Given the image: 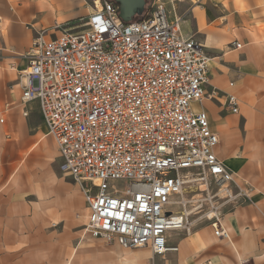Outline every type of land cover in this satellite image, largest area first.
<instances>
[{
    "label": "built area",
    "instance_id": "1",
    "mask_svg": "<svg viewBox=\"0 0 264 264\" xmlns=\"http://www.w3.org/2000/svg\"><path fill=\"white\" fill-rule=\"evenodd\" d=\"M146 3L123 21L115 2L97 0L82 24L36 32L18 83L84 196L83 234L162 257L178 251L171 232L198 225L229 241L223 220L253 188L217 158L218 136L195 108L215 94L204 46L162 0ZM226 105L238 112L235 96Z\"/></svg>",
    "mask_w": 264,
    "mask_h": 264
},
{
    "label": "crops",
    "instance_id": "2",
    "mask_svg": "<svg viewBox=\"0 0 264 264\" xmlns=\"http://www.w3.org/2000/svg\"><path fill=\"white\" fill-rule=\"evenodd\" d=\"M77 1L0 0V264H20L23 253L31 264L52 258L96 264L98 254L105 264H264V0H162L169 18L181 19L182 34L202 43L210 59L205 91L215 94L195 108L218 136L216 156L253 188L251 203L223 220L229 241L215 237L213 226L198 225L190 235L176 233L171 244L178 251L162 257L148 248L127 252L117 243L81 241L73 230L82 225L75 216L84 212V196L58 169L38 103H21L18 75L33 37L80 19ZM227 95L237 99L236 114Z\"/></svg>",
    "mask_w": 264,
    "mask_h": 264
},
{
    "label": "rangeland",
    "instance_id": "3",
    "mask_svg": "<svg viewBox=\"0 0 264 264\" xmlns=\"http://www.w3.org/2000/svg\"><path fill=\"white\" fill-rule=\"evenodd\" d=\"M95 1H97V0H79V1H77V3H81V6H79V8H80V10H81V13H80V15L83 17V15H86V13H87V11H88V8H93V6H94V4H95ZM111 1H113V2H115L116 4L117 3H119V0H111ZM149 3H145V6H147ZM118 6V5H117ZM85 8H86V10H85ZM125 8V6L124 5H120V8H119V11H118V15L120 16V12L121 11H123V9ZM146 8H144L143 10H145ZM80 18V19H77V20H75L74 22H72V23H69V24H64V25H60V26H57L56 24H54L55 26H52L51 28H45L44 30L47 32V31H49L50 33H53V32H56L57 34H59V31H62L63 30V28H68V27H75V26H77V25H80V24H82L83 23V21H84V18ZM134 18H137V17H134ZM61 20V18H57V20H56V22H59ZM40 31V30H39ZM39 137H40V135L38 136V139H39ZM57 164H58V169H59V161L57 162ZM57 166V165H56ZM73 181V180H72ZM75 219H77V222H79V223H82V225H80V226H77V227H75L74 228V232L76 233V234H79V236H81L82 237V239H81V241L82 242H84V241H86V240H93V239H91V238H87L84 234H83V229H84V223H86V221H87V211H86V205H85V209H84V212L81 214V215H76L75 216ZM170 237H171V243H176V241H177V234L176 233H174V232H171L170 233ZM78 241H80V239L78 240ZM99 242H102V243H104L105 245H109L108 243H106L105 241H103V240H98ZM127 252H129L130 251V249H125ZM95 253H97V252H95ZM22 253H20V255H21ZM23 255H24V258L22 259L21 257H20V259H19V262H20V264H31V262H32V258H31V260L29 259L28 261H27V254H25V253H23ZM37 256V253H35V257ZM105 254H98V255H96L94 258H93V263H96V264H105ZM89 260H83L84 261V263H89L90 262V258H88ZM35 261V263L34 264H36L37 263V259H35L34 260ZM50 264H54V259L52 258L51 260H50V262H49Z\"/></svg>",
    "mask_w": 264,
    "mask_h": 264
},
{
    "label": "water",
    "instance_id": "4",
    "mask_svg": "<svg viewBox=\"0 0 264 264\" xmlns=\"http://www.w3.org/2000/svg\"><path fill=\"white\" fill-rule=\"evenodd\" d=\"M147 0H119L118 7L124 5L125 8L120 12V18L123 21H129L137 16L144 8Z\"/></svg>",
    "mask_w": 264,
    "mask_h": 264
},
{
    "label": "bare ground",
    "instance_id": "5",
    "mask_svg": "<svg viewBox=\"0 0 264 264\" xmlns=\"http://www.w3.org/2000/svg\"><path fill=\"white\" fill-rule=\"evenodd\" d=\"M70 30H72V29H70Z\"/></svg>",
    "mask_w": 264,
    "mask_h": 264
}]
</instances>
